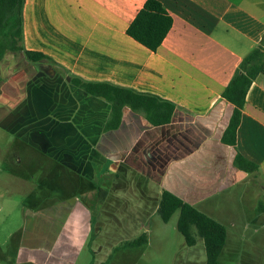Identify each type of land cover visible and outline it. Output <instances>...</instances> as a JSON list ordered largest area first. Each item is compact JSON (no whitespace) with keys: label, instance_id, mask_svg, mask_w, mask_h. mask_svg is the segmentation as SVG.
<instances>
[{"label":"crops","instance_id":"0c3cea01","mask_svg":"<svg viewBox=\"0 0 264 264\" xmlns=\"http://www.w3.org/2000/svg\"><path fill=\"white\" fill-rule=\"evenodd\" d=\"M145 1L24 0L23 47L50 60L31 63L19 52L35 67L20 88L5 80L18 52L4 54L0 83L12 92L0 90V128L51 160L41 165L46 175L64 168L79 184L80 198L29 194L40 203L22 204L15 227L0 221V264H77L96 237L92 210L101 187L88 184L97 179L101 186V177L119 172L130 182L138 177L153 184L159 198L170 191L215 220L224 213L213 199L224 194V205L238 187L243 204L253 200L244 224L264 215L256 212L264 200V73L246 92L235 144L221 141L233 109L221 93L264 36V0H158L172 25L155 51L126 33ZM72 76L168 100L171 119L153 125L124 107L118 127L104 131L110 104L72 85ZM237 152L258 169L236 168ZM32 179L27 174L10 181L27 190Z\"/></svg>","mask_w":264,"mask_h":264},{"label":"rangeland","instance_id":"374dc122","mask_svg":"<svg viewBox=\"0 0 264 264\" xmlns=\"http://www.w3.org/2000/svg\"><path fill=\"white\" fill-rule=\"evenodd\" d=\"M11 64L15 71L12 73L9 70L8 75L5 67L3 74L8 75L5 80L11 79L13 84L22 88L34 74L35 67L26 63L19 52L14 54ZM0 90L12 92L11 85L3 82L0 83ZM15 156L21 158L20 164H15ZM47 162L51 160L42 152L22 144L11 132L0 128V221L4 226L12 228L20 222L22 204L28 206L40 203L39 197L36 201L31 200V194L33 197L39 194L47 197L48 194L61 196L67 193L71 197L75 195V198H80L79 184L71 181V175L64 173L67 172L64 168L58 165L50 168L51 173L45 174L48 167L41 165H46ZM27 174H32L33 177L29 189H15L10 181L12 177ZM103 179H100L101 186L97 184V179L88 184L91 188L101 187V190L96 191L92 210L96 237L86 247L77 264L204 263L206 255L203 240L195 233V229L192 227L196 238L192 246L185 244L183 236L176 229L179 211L176 210L167 222L162 221L156 206L157 200L159 201L156 186L145 183L138 177L130 182L123 172H119L117 176H106V182ZM231 193L234 197L224 205L223 199L227 197L224 194L213 199L217 203V210L224 213L222 220L216 219L227 231L219 259L222 264H264V215L260 221L253 220L250 216V220L244 224L247 215L251 214L253 200L248 199L243 204L242 198L238 197L242 195L238 187ZM59 201L55 200L54 203ZM254 201L256 203L257 200ZM240 210L243 213L239 214ZM97 225L100 231L97 230ZM141 234H145L147 239L143 245L120 247L123 242L133 240Z\"/></svg>","mask_w":264,"mask_h":264},{"label":"trees","instance_id":"16d2710c","mask_svg":"<svg viewBox=\"0 0 264 264\" xmlns=\"http://www.w3.org/2000/svg\"><path fill=\"white\" fill-rule=\"evenodd\" d=\"M23 4L24 0H0V60L7 51H11L22 52L31 63L49 61L50 58L44 54L26 50L23 47ZM171 25L172 17L160 1L146 0L127 26L126 33L148 49L155 51ZM259 73H264V36L258 45L242 58L221 93V96L233 105L228 124L221 136L223 143L235 144L236 128L246 92ZM70 83L87 94L102 98L110 104L109 114L103 126L104 131L118 127L124 107L141 113L153 125L168 123L174 110V104L168 100L107 82L85 81L72 76ZM233 165L250 173L258 169L256 163L248 160L239 152L234 156ZM176 210L179 211L176 229L183 236L185 244L192 246L196 242L192 233L193 227L195 233L203 240L206 255L203 264H222L219 256L226 241L225 226L170 191L162 190L157 205L162 221L167 222ZM263 211L264 200L258 202L256 206V212ZM146 241L145 234H141L133 240L123 242L120 247H139Z\"/></svg>","mask_w":264,"mask_h":264}]
</instances>
